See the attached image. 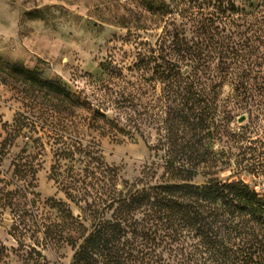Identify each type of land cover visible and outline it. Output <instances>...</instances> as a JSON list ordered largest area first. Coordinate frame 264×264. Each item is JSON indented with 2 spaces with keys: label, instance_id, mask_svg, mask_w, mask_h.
Segmentation results:
<instances>
[{
  "label": "trees",
  "instance_id": "trees-1",
  "mask_svg": "<svg viewBox=\"0 0 264 264\" xmlns=\"http://www.w3.org/2000/svg\"><path fill=\"white\" fill-rule=\"evenodd\" d=\"M142 4L161 20L162 31L154 42L137 35L130 74L111 62L101 65V79L90 81L103 94L98 104L26 67L4 70L32 100L5 125L1 154L26 130L42 128L56 146L51 179L81 218L63 201L48 204L54 219L39 212L36 161L44 143L30 138L39 153L25 148L12 163L11 180H0V216L12 215L10 234L18 244L0 245V264H13L11 254L21 264H50L40 246L60 243L74 251L71 264H264V192L215 178L229 167L264 172L247 159L248 133L230 125L238 110L264 102V0L257 6L253 0ZM248 33L254 42L242 46ZM245 49L254 59L241 73ZM91 132L116 143L139 137L152 160L138 179L122 180L104 161L100 143L86 141ZM217 143L223 148L215 149ZM199 177L209 180L195 184Z\"/></svg>",
  "mask_w": 264,
  "mask_h": 264
},
{
  "label": "rangeland",
  "instance_id": "rangeland-1",
  "mask_svg": "<svg viewBox=\"0 0 264 264\" xmlns=\"http://www.w3.org/2000/svg\"><path fill=\"white\" fill-rule=\"evenodd\" d=\"M258 2L253 0L254 6ZM246 9L249 13L254 11L249 7ZM144 26L148 31L142 30ZM162 27L160 19L146 13L142 0H0V180H11L12 163L25 148L29 154L39 153L30 138L33 141L42 140L44 151L36 161L41 168L34 192L38 195L39 212L43 217L55 218L48 207L52 201L68 203L77 218H81V211L66 199L51 179L53 148L56 146L52 145L53 140L49 139V134H44L42 128L39 127L36 133L26 130L25 137L9 145L5 155L1 154V146L7 136L5 125H12L18 113H26L32 100L27 87L7 76L4 70H9L13 65L26 67L39 72L44 80L60 82L75 93H86L98 104L104 98L103 94L90 81L92 77L101 79L104 74L101 65L111 62L125 74H130L129 69L136 59L140 41L146 39L154 42ZM137 35L142 37L140 41ZM239 40L242 46L254 42L252 33ZM245 50L241 59V73L252 66L250 64L254 59ZM254 76L255 73L252 74ZM230 125L237 132L248 133L250 141L244 142L247 159L256 162L258 168L264 171V162H261L264 158V102L253 100L248 110H238ZM94 139L100 143L106 164L116 168L122 180L135 181L141 176L144 166L152 160L147 144L139 137L136 141L116 143L94 132L87 133L86 141ZM223 145L217 143L215 149H222ZM232 151L236 154L240 152L234 148ZM215 178L223 182L243 181L257 192H264V172L248 175L232 172V167H229ZM208 180L199 177L194 183L202 185ZM15 189V184H10L9 190ZM12 226L10 213L0 216V245L10 250L18 247L10 234ZM26 244L34 245V240L27 238ZM40 249H43V255L50 264L72 262L74 251L65 243L50 247L41 245ZM11 261L21 264L13 254Z\"/></svg>",
  "mask_w": 264,
  "mask_h": 264
}]
</instances>
